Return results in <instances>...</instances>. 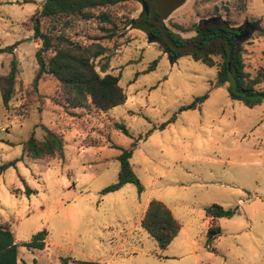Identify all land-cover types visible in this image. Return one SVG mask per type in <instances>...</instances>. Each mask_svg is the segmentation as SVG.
<instances>
[{
    "label": "rangeland",
    "instance_id": "1",
    "mask_svg": "<svg viewBox=\"0 0 264 264\" xmlns=\"http://www.w3.org/2000/svg\"><path fill=\"white\" fill-rule=\"evenodd\" d=\"M42 1L0 0V47L15 43L12 51L0 50V74L13 56L18 60L8 107L0 96V163L17 158L0 172V224L12 230L17 264H63L62 256L68 264L73 258L100 264H264V100L248 106L232 99L226 85L214 84L216 66L161 49L148 20L129 21H143L148 0L146 7L143 0H126L107 7L116 23L112 36L103 28L111 24L95 17L69 16L56 29L42 19L45 31L61 28L81 42L98 37L107 55L94 59L96 68L108 60L106 71L120 75L126 93L123 103L105 111L91 102L68 106L52 75L33 83L40 39L33 37L29 17ZM153 1L163 28L179 36L194 31L175 23L187 26L213 12L237 28L245 25V69L254 75L264 68V0ZM155 58V67L144 71ZM204 92L208 96L197 107L179 110ZM40 123L62 133L63 156L34 158L24 151L32 130L42 135ZM135 138L130 162L142 191L126 182L102 193L117 179L118 146L128 147ZM146 197H160L181 224L165 248L139 221ZM213 202L238 211L210 219L204 208ZM210 224L219 227L213 237L207 235ZM43 227L42 248L23 243Z\"/></svg>",
    "mask_w": 264,
    "mask_h": 264
},
{
    "label": "trees",
    "instance_id": "2",
    "mask_svg": "<svg viewBox=\"0 0 264 264\" xmlns=\"http://www.w3.org/2000/svg\"><path fill=\"white\" fill-rule=\"evenodd\" d=\"M126 0H43L39 7L30 15L33 37L40 39V45L35 50L37 69L33 77L34 85L44 74L55 77L61 87L65 103L71 107H84L90 102L98 109L108 110L114 105L123 103L126 100V93L119 83L120 75L106 71L108 60L96 68L94 59L99 56L105 57L107 46L93 38L90 42H81L73 39L61 28L58 31H45L42 28V19L49 18L51 28L56 29V23L67 24L69 16L81 19L96 18L101 22H108L111 25L103 27L108 30V36H112L116 23L107 7ZM149 10L143 21L137 18H130L129 21L138 25L148 20V30L159 40L160 48L168 51L171 56L181 53H189L194 59L200 60L208 65L216 66L215 85H226L228 95L232 99H238L245 105L253 106L264 100L261 96L252 97L255 94L264 95V88L259 83H264V68L257 69L254 75L245 69L243 59V41L248 38V29L237 28L230 18H223L221 14L213 12L210 17H202L198 21L187 26L175 23L176 27L182 30H193L191 36H179L172 30L163 28L161 9L153 0H148ZM160 16V17H159ZM163 16V15H162ZM15 43L0 47V50L12 51ZM50 52V53H48ZM157 58L151 60L144 71L155 67ZM18 72V60L13 56L10 60V67L6 73L0 74V96L4 107H8L10 98L14 93L15 79ZM229 73L235 79V88L232 87ZM207 92L197 95L191 102L179 107H197L206 97ZM173 113L167 120L160 124L165 126L173 120ZM115 126L126 134H131L124 122L115 121ZM43 130L41 136H37L32 130L23 141V149L27 154L36 158L46 155L64 154V140L62 133L40 123ZM147 131L145 136L150 133ZM139 138L142 135L138 136ZM137 144L135 138L128 147L120 148L117 154L119 169L117 179L104 185L100 191L106 193L120 188L126 182L136 185L138 192H141L143 185L134 172L130 157L134 146ZM116 145V144H114ZM17 158L0 163V172L10 164H14ZM33 188L26 186V191H33ZM207 215L214 217L232 216L238 211L237 206L225 207L220 203L213 202L205 206ZM141 225L152 235L161 248H165L180 229V222L173 215L171 209L159 198L149 199L143 216L140 219ZM219 231V227L210 224L207 228V235L213 237ZM46 228L34 232L31 239L23 243L28 247L44 246ZM61 262L68 264L67 256H62ZM74 264H100L98 260L73 258ZM0 264H17V242L12 230L6 224H0Z\"/></svg>",
    "mask_w": 264,
    "mask_h": 264
},
{
    "label": "water",
    "instance_id": "3",
    "mask_svg": "<svg viewBox=\"0 0 264 264\" xmlns=\"http://www.w3.org/2000/svg\"><path fill=\"white\" fill-rule=\"evenodd\" d=\"M143 4H144V6L146 7V2H145V0H143ZM149 9H148V7H147V10H146V12L148 11ZM151 34V36L153 37V38H155L153 35H152V33H150ZM229 78H230V81H231V84H232V87L233 88H235V79H234V77H233V75L231 74V73H229ZM257 96H261L263 99H264V95H261V94H255V95H253L252 97H257Z\"/></svg>",
    "mask_w": 264,
    "mask_h": 264
},
{
    "label": "crops",
    "instance_id": "4",
    "mask_svg": "<svg viewBox=\"0 0 264 264\" xmlns=\"http://www.w3.org/2000/svg\"><path fill=\"white\" fill-rule=\"evenodd\" d=\"M255 105V104H254ZM88 147V146H87ZM119 189V188H118ZM150 198H152V197H146L145 199H144V201H143V209H142V213H141V215H140V219H141V217L143 216V214H144V211H145V209H146V206H147V203H148V201H149V199ZM156 198H159L160 199V197H156ZM161 200V199H160ZM238 200H241V198H239ZM163 201V200H162ZM164 203H165V201H163ZM166 204V203H165ZM167 205V204H166ZM168 206V205H167ZM169 207V206H168ZM170 208V207H169ZM172 211V210H171ZM173 213V212H172ZM174 215V214H173ZM175 216V215H174ZM209 217H210V219H211V216L210 215H208ZM140 219H139V221H140ZM179 221V220H178Z\"/></svg>",
    "mask_w": 264,
    "mask_h": 264
},
{
    "label": "flooded vegetation",
    "instance_id": "5",
    "mask_svg": "<svg viewBox=\"0 0 264 264\" xmlns=\"http://www.w3.org/2000/svg\"><path fill=\"white\" fill-rule=\"evenodd\" d=\"M149 5V4H148ZM146 15V14H145Z\"/></svg>",
    "mask_w": 264,
    "mask_h": 264
}]
</instances>
